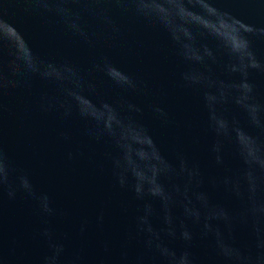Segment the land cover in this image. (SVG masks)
I'll return each mask as SVG.
<instances>
[{
  "label": "water",
  "instance_id": "95a60500",
  "mask_svg": "<svg viewBox=\"0 0 264 264\" xmlns=\"http://www.w3.org/2000/svg\"><path fill=\"white\" fill-rule=\"evenodd\" d=\"M0 264H264V0H0Z\"/></svg>",
  "mask_w": 264,
  "mask_h": 264
}]
</instances>
